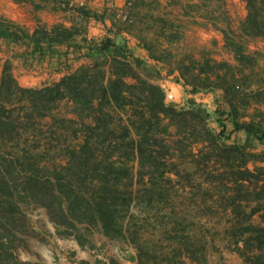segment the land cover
I'll use <instances>...</instances> for the list:
<instances>
[{"label": "trees", "instance_id": "1", "mask_svg": "<svg viewBox=\"0 0 264 264\" xmlns=\"http://www.w3.org/2000/svg\"><path fill=\"white\" fill-rule=\"evenodd\" d=\"M11 1L27 7L36 25L29 30L0 21V53H11L0 58V264H36L17 254L27 247L21 205L45 209L55 234L81 249L93 248L91 236L98 233L131 246L134 264H205L196 256L185 261L186 242L170 245L160 259L156 244L141 242L129 219L140 192L148 205L156 201L168 211L162 218L174 213L179 198L198 217L221 208L242 264H264V224L254 223L262 210L264 221V69L254 68L261 52L245 45L264 41V0H243L246 15L236 30L222 13L224 0H165L221 33L233 64L207 50L198 58L174 53L183 33L159 12L162 0H126V21L115 19L113 9L79 8L65 16L70 26L40 18L66 13L68 0ZM90 20L103 23L105 35L87 37ZM122 31L135 47L121 42ZM57 47L88 63L58 80L21 86L12 60L25 53L41 60ZM166 77L186 95L211 94L214 109L192 97L181 105L166 102L157 83ZM61 102L71 117L54 114ZM239 132L250 142H228ZM103 264L123 263L108 257Z\"/></svg>", "mask_w": 264, "mask_h": 264}, {"label": "rangeland", "instance_id": "2", "mask_svg": "<svg viewBox=\"0 0 264 264\" xmlns=\"http://www.w3.org/2000/svg\"><path fill=\"white\" fill-rule=\"evenodd\" d=\"M181 2H184V0H181ZM125 3L126 0H123L121 5H115L117 7H121ZM105 5L106 0H88L87 6L92 10H102L106 8ZM22 7L27 8L25 6H20L16 7V10L21 13V15L23 14L28 16L29 21H33L30 11H27V9ZM221 7L223 10L222 13H226L228 17L230 28L232 30H236L240 21L244 19L246 15L243 0H224ZM159 12L163 15H167L170 20L179 25L183 33L181 42L175 44L172 48L174 53L179 56L191 54L194 58H198L202 50H207L210 52L211 56L218 61L225 60L232 64L234 63L231 52L224 47L221 33L213 30L209 23L201 18L183 16L178 5H168L165 0L161 1ZM57 15H62V17L56 19ZM63 16H68V13L41 14L40 18L49 25L57 23L60 18H64ZM23 18L25 17L23 16ZM91 21L99 23L95 20H90L86 25V29ZM100 24L103 25V23ZM105 24L108 27L110 26V22L108 20ZM122 25L124 24L119 22V26ZM218 26L223 28L224 22L219 21ZM103 29L105 35L106 28L104 25ZM120 35L122 37L121 42H124V44L130 48L135 47L136 41L132 36L127 34L125 31H122ZM132 42H134V44ZM245 45L249 52H261L262 57L259 58L254 68L256 71L263 70L264 41L261 39L250 40L245 42ZM138 52L140 51L138 50L137 53L133 52V54L137 55L139 54ZM163 80L173 81V77L161 78L157 81V83L159 85L161 84L162 86H160L165 90L166 102H174L181 105L185 103L186 98L192 97L191 95H186L183 90L180 91L179 89L168 88L166 86V82H163ZM216 94L219 95L221 93L217 92ZM181 95L183 97H181ZM207 95V97L197 96L194 100L202 103L208 110L212 111L214 109V104L212 103L213 96L211 94ZM54 114L71 117L68 113V105L65 102H61L59 104V106L54 110ZM228 142L249 143L250 136L244 134L243 132H239L237 134H233ZM43 165L49 169L51 168V165L47 162ZM249 166L252 168L251 165ZM137 197V203L131 210V214L133 216L129 215V219L139 230L138 237L141 242L147 243L148 245H157L156 256L158 259L163 258L164 251L167 252L170 245L177 246L186 242L190 248V251L185 253L184 259L187 263L191 261V258L196 256L200 262H205V264H242V259L233 249L231 240L229 239L228 230L231 224L230 216L228 214H224L221 208H219L220 210L217 215H202L198 217L196 215V209L191 208L186 199L179 198L176 200L174 213L170 212L171 214L162 218L161 216L167 210L161 209V207L158 206L159 204L156 205V201H153L151 205H148L146 198L141 192L137 194ZM21 207L27 216V232L22 235L27 247L17 249L18 257L22 260H29L30 262L36 264H64V261L52 258V254L54 252L51 249H54L55 247L59 250L60 257H69V254H71V244L73 245L72 242L76 244V242L72 239L61 238L55 234V227L49 221L45 209H32L22 205ZM262 214L263 210L254 215L255 224H264ZM154 222H156V224H154ZM91 238L93 246L98 244V249L96 248L95 250L94 247L91 248L88 246L81 249L77 244L76 245L80 250L94 249L95 254H98L100 258L95 260H100L101 264L106 261V259L105 261H102V258L104 259L114 256L115 250L119 249L120 246H127L128 248H131L135 254V251L131 246L121 242L120 240L109 241L98 233H93ZM192 251L195 252V255H191ZM77 261L79 263L80 260L78 259Z\"/></svg>", "mask_w": 264, "mask_h": 264}, {"label": "crops", "instance_id": "3", "mask_svg": "<svg viewBox=\"0 0 264 264\" xmlns=\"http://www.w3.org/2000/svg\"><path fill=\"white\" fill-rule=\"evenodd\" d=\"M114 2L116 5H121L123 0H114ZM16 7L20 6L14 4L11 0H0V21L9 20L10 22H14L29 30H32L36 25L35 22L32 20L29 21L28 16L22 14L25 17L23 18L21 13L16 10ZM24 9L29 11L28 8ZM44 14L46 15L47 13ZM59 17H62V15H57L56 19ZM42 21L45 22L44 20ZM57 22H62L65 26H70L71 24L70 21H68V19L65 17L62 19L60 18V20ZM102 35H104L103 25L91 21L87 26V37H101ZM1 42L2 40L0 39V43ZM132 43L134 44V42ZM139 51L142 53L141 50ZM66 52L67 54H65ZM72 52V49L67 50L66 47H57L54 48V53L43 57L41 60L31 57L29 53H25L23 55V59L12 60L13 75L21 86H37L44 82L58 80L67 72L74 70L88 62V60L82 56L74 59L75 55H73ZM10 56L11 53L2 49V52L0 53L1 62L5 59H10ZM163 82H166V86L170 89H179L182 91L181 86L174 83L173 81L163 80ZM191 96L192 98H196L197 96L207 97L208 95L198 93ZM181 97L183 96L181 95ZM72 243L73 245L71 244V254H69V257H60L59 250L54 247V249H51L54 252L52 254V258L56 260H62L64 261V264H79L77 261L78 259L84 260L88 262V264H94L95 259H100L98 254H95L96 248L98 249L99 247L97 246L98 244L94 245L95 250H80L74 242ZM126 255H128L129 258L125 257ZM134 255L135 254L131 248H128L127 246H120L119 249L115 250V255L112 257L123 264H133ZM105 259L106 258H102V261H105Z\"/></svg>", "mask_w": 264, "mask_h": 264}, {"label": "built area", "instance_id": "4", "mask_svg": "<svg viewBox=\"0 0 264 264\" xmlns=\"http://www.w3.org/2000/svg\"><path fill=\"white\" fill-rule=\"evenodd\" d=\"M88 0H68L67 13L74 14L79 8H88ZM106 8L113 9L115 11V19L126 21L129 18V7L127 4H123L121 7H117L114 0H106ZM99 11V10H97ZM78 22H80L78 20Z\"/></svg>", "mask_w": 264, "mask_h": 264}]
</instances>
